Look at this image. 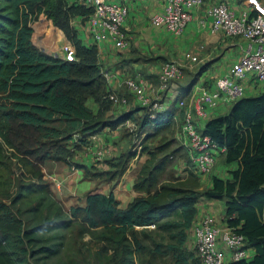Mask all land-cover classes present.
I'll return each mask as SVG.
<instances>
[{
	"label": "trees",
	"instance_id": "1",
	"mask_svg": "<svg viewBox=\"0 0 264 264\" xmlns=\"http://www.w3.org/2000/svg\"><path fill=\"white\" fill-rule=\"evenodd\" d=\"M91 10L77 1L0 0V264H62L48 260L60 256L66 230L88 232L98 244L85 253L76 243L75 253L63 264H203L195 246L186 245L196 202L203 196L226 199L228 224L254 248L252 256L228 264H264V90L239 97L227 111L206 120L203 131L225 147L224 161L239 165L231 176L213 174L212 184L201 187L184 144L175 132L165 134L182 119L183 109L176 102L191 88H182L163 108L136 104L109 115V103L100 97L108 83L99 68L97 46L84 42L71 21L72 12L86 19ZM40 13L74 45L75 59L34 42L31 21ZM206 68L203 64L200 71ZM72 87H89L97 110ZM127 119L144 132L140 147L147 153L132 181L137 194L122 206L112 189L91 188L83 203L64 209L42 177L41 160L66 159L71 144H82L90 134ZM13 120L32 127L37 142L16 143ZM157 135L158 142L150 144ZM184 151L186 173L179 175L173 163ZM134 155L128 149L110 169L78 165L90 177L113 179ZM12 157L20 174L13 172Z\"/></svg>",
	"mask_w": 264,
	"mask_h": 264
},
{
	"label": "built area",
	"instance_id": "2",
	"mask_svg": "<svg viewBox=\"0 0 264 264\" xmlns=\"http://www.w3.org/2000/svg\"><path fill=\"white\" fill-rule=\"evenodd\" d=\"M77 1L92 7L85 21L95 40L111 39L118 46L124 44L121 25L129 12L124 0ZM246 5L239 13L228 0H164V8L150 16L153 23L164 25L176 33L183 32L197 18L198 24L209 26L214 32L222 31L225 36L240 35L245 39L243 51L233 59L228 70L213 83L192 87L186 97L177 99L183 116L176 135L187 150L192 169L198 174L211 171L225 149L203 131L214 108L222 100L231 104L247 94L249 87L252 90L261 85L264 90V1L246 0ZM62 47L64 58H76L74 45L64 43ZM184 56L192 61L198 60V55L191 50H185ZM120 66L105 70L109 97L118 105L126 102V98L116 90L117 82L124 79L134 94L135 103L147 105L151 110L167 105L165 90L182 70L177 61L166 60L160 64L154 78L145 76L138 68L123 78L126 67ZM190 234L203 264H228L233 259L253 254L252 247L247 245L246 235L229 224H221L211 212L194 221Z\"/></svg>",
	"mask_w": 264,
	"mask_h": 264
},
{
	"label": "rangeland",
	"instance_id": "3",
	"mask_svg": "<svg viewBox=\"0 0 264 264\" xmlns=\"http://www.w3.org/2000/svg\"><path fill=\"white\" fill-rule=\"evenodd\" d=\"M76 0H66L67 3H74ZM72 23L77 19L75 12L71 13ZM34 32L33 40L36 44L44 48L46 51L53 54H58L63 56L64 50L61 46L66 44H72L68 41L63 35L62 31L56 27L49 18L45 17L42 13L38 14L31 21ZM211 30L210 28H208ZM210 32V31H209ZM230 40L235 39L244 42L245 39L243 36L236 35L228 37ZM73 45V44H72ZM225 51L220 57L218 64L214 67L215 70H221L229 66L230 62L233 61L236 55L239 53V49L236 46L228 48L227 50H222L220 48L214 54ZM158 56L151 55L148 53H142L134 51L129 54H120L118 59L112 61V63L102 61L98 57L99 68L105 77V82L107 77L105 75V70L107 68L115 69L119 65L120 67H126V72L123 78L128 74L133 73L135 70L133 61H138L139 71L145 76L152 77L147 71V67L144 62H154ZM161 59H165L161 57ZM215 59V58H214ZM214 59H208L207 57H198L192 64H187L181 67V74L175 78L178 81V84L181 88H191L194 83L200 78L201 71L200 68L203 64H206L207 67L213 68ZM130 72V73H129ZM154 78V76H153ZM121 81L117 82L118 94L126 98V102L123 104H116L112 98L109 97V92L107 88L100 92V97L104 102L109 103L107 113L109 115H115L120 110L125 108H130L137 103H135L134 94L128 88L126 81L120 79ZM157 82V78L154 79ZM208 84V82H206ZM262 90L261 85L255 87V89L247 91V94H255ZM72 91L76 94L83 97L88 105H90L94 110L98 108V102L95 100L94 96L91 93L89 87H72ZM166 97L165 99L167 101ZM168 99V101H170ZM141 111H138L136 114H140ZM180 121L172 123L169 130H167L168 135L177 133V130L180 128ZM147 128H153V124H148ZM144 135L143 131H140L137 123L133 119H127L125 122L115 126H105L101 128L98 132L90 134L86 142L82 144L72 145L70 147L69 153L66 156V159L58 158H44L39 163L41 170L43 171L42 177L50 182V187L53 192L54 197L60 202L64 209H69L70 205L83 203L86 192L91 188L100 189L102 191L113 190L115 195L120 200V205H125L131 198H133L137 192L132 188L133 178L139 169L141 163L146 157V151H142L140 147V142ZM11 136L14 138L15 142L18 144L33 145L37 142L39 135L38 133L30 126L20 125L16 120L12 121ZM159 135L149 140L150 144L158 142ZM181 141L180 138H178ZM128 149H134L136 155L132 156L129 160L127 169L119 176L109 179L105 176H96L90 177L84 173L83 167H80L78 164L84 163L91 168L97 170L110 169L113 168V162L120 158L122 154ZM186 160V151L176 157L173 167L175 172L179 175H184L185 171V160ZM223 158L218 156V162L223 163ZM13 163V172L15 175L20 174V168L18 167L16 157H12ZM224 199V198H221ZM226 200V199H225ZM91 235L88 232L82 234H76L75 231L70 233L69 230L65 231L64 245L59 257H53L48 260L49 263H56L61 261L62 264L72 255L73 251L75 253L76 243L83 246L85 253L93 252L96 247L97 240L92 239ZM188 244V245H187ZM187 246L193 247V239L191 234L189 235ZM94 257V256H93ZM93 257H90V260H93Z\"/></svg>",
	"mask_w": 264,
	"mask_h": 264
},
{
	"label": "crops",
	"instance_id": "4",
	"mask_svg": "<svg viewBox=\"0 0 264 264\" xmlns=\"http://www.w3.org/2000/svg\"><path fill=\"white\" fill-rule=\"evenodd\" d=\"M124 1L129 6V12L121 25V32L124 39V44L122 46H118L111 39L95 40L88 31L87 23L85 19H83L82 14H78L77 19L73 21L74 25L79 29V34L83 41L96 44L98 57L102 61L112 63V61L118 59L120 54H129L134 51L156 55L160 59H157L154 62H144L148 73L153 77L156 76L158 68L163 61L175 60L181 65V67L194 63L195 61L184 56L185 50L193 51L198 57H200V59L202 57H207L208 59L215 58L212 63L213 68L207 67L204 69L200 78H198L192 86L196 87L198 85L207 84L206 82H208L207 85L213 83L220 74L228 70L230 67L231 62L226 68L215 70L214 67L218 64L220 57L223 56L222 54L225 51L212 55L213 53L219 51L220 48H222V50H227L233 46H236L239 49V54L243 51L244 42L232 38L230 40L228 38L230 36H225L222 31L214 32L208 29L209 26H201L198 24L197 18H194L181 33H176L166 28L164 25L153 23L150 16L154 12L161 11L164 8V0ZM228 2L231 7L239 13L244 11L247 7L246 0H228ZM219 55L221 56L218 58ZM161 57L165 59H161ZM132 63L136 65L134 66L135 68L142 67L141 65L138 66V61H133ZM115 84L116 83H114V85ZM181 89L182 88L177 80L173 79L170 81L165 90V96L170 97V99L167 98V101L165 99V103L169 104ZM248 89L251 90L250 87ZM168 99L170 101H168ZM230 105L231 104H227L226 101L222 100V102L214 108L212 114L223 113L229 109ZM220 156L223 158L222 154ZM223 163L224 164H220L218 162L211 171L200 174L201 187L212 184L213 174H218L222 177L231 176V170L239 165L238 161L225 162L223 160ZM196 206L197 213L194 221L200 219L206 212H211L221 224H228L225 199L203 196L197 200ZM251 250L254 253V248H251Z\"/></svg>",
	"mask_w": 264,
	"mask_h": 264
}]
</instances>
